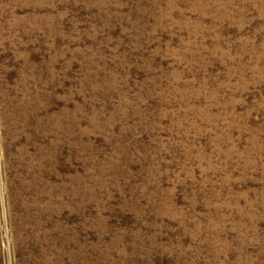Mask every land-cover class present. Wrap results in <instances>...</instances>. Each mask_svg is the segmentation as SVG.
Returning a JSON list of instances; mask_svg holds the SVG:
<instances>
[{"label": "rangeland", "instance_id": "rangeland-1", "mask_svg": "<svg viewBox=\"0 0 264 264\" xmlns=\"http://www.w3.org/2000/svg\"><path fill=\"white\" fill-rule=\"evenodd\" d=\"M0 264H264V0H0Z\"/></svg>", "mask_w": 264, "mask_h": 264}, {"label": "bare ground", "instance_id": "bare-ground-1", "mask_svg": "<svg viewBox=\"0 0 264 264\" xmlns=\"http://www.w3.org/2000/svg\"><path fill=\"white\" fill-rule=\"evenodd\" d=\"M50 125H51V121H50ZM50 129H51V127H50Z\"/></svg>", "mask_w": 264, "mask_h": 264}]
</instances>
